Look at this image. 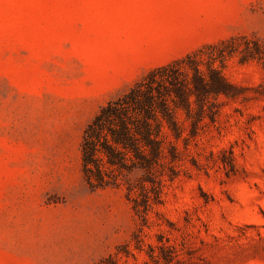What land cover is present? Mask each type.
<instances>
[{
	"label": "rangeland",
	"instance_id": "obj_1",
	"mask_svg": "<svg viewBox=\"0 0 264 264\" xmlns=\"http://www.w3.org/2000/svg\"><path fill=\"white\" fill-rule=\"evenodd\" d=\"M191 55L233 95L129 106L88 176L102 108ZM0 264H264V0H0Z\"/></svg>",
	"mask_w": 264,
	"mask_h": 264
},
{
	"label": "trees",
	"instance_id": "obj_2",
	"mask_svg": "<svg viewBox=\"0 0 264 264\" xmlns=\"http://www.w3.org/2000/svg\"><path fill=\"white\" fill-rule=\"evenodd\" d=\"M207 58V74L201 69L198 57L191 55L158 68L143 83L146 84L145 88L132 89L125 96L103 107L89 126L83 143L86 174L101 176L103 168L96 158L101 151L107 155L111 164H122L123 154L117 147L124 145L129 131V106L142 109L151 117L157 112L169 115V102L177 107H184L188 112H192L193 102H196L198 115H202L206 112L210 96L233 95L232 85L213 66V59L216 57L208 55Z\"/></svg>",
	"mask_w": 264,
	"mask_h": 264
}]
</instances>
